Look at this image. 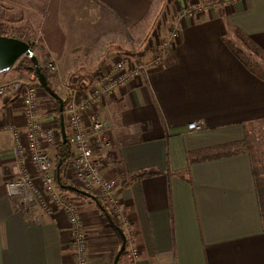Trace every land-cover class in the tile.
Returning a JSON list of instances; mask_svg holds the SVG:
<instances>
[{"label":"crops","instance_id":"crops-1","mask_svg":"<svg viewBox=\"0 0 264 264\" xmlns=\"http://www.w3.org/2000/svg\"><path fill=\"white\" fill-rule=\"evenodd\" d=\"M174 1L0 0V24L43 49L42 61L56 59L50 81L62 99L69 86L85 93L121 57L148 65L93 108L111 144L102 175L118 183L127 226L118 220L131 236L118 264H130V243L140 264H264V81L225 43L240 31L264 51V0H238L193 19L173 14L168 24ZM174 32L178 40L160 58ZM11 71L0 85L17 77ZM39 99L49 126L54 103L44 92ZM194 122L201 131H189ZM9 125H25L23 105L0 96V264H76L64 213L34 217L7 194L6 182L19 174ZM147 171L158 174L135 178ZM67 194L87 227L89 264H114L118 228L94 198Z\"/></svg>","mask_w":264,"mask_h":264},{"label":"built area","instance_id":"built-area-1","mask_svg":"<svg viewBox=\"0 0 264 264\" xmlns=\"http://www.w3.org/2000/svg\"><path fill=\"white\" fill-rule=\"evenodd\" d=\"M235 1L238 0H210L205 3H194L185 6L179 15L193 19L215 8L230 7ZM178 37L179 34L174 32L163 41L158 53L160 58L169 52ZM41 66L50 76L59 73V66L55 59L46 58L44 64H38L39 68ZM147 66L139 62L132 63L128 58L121 57L113 65L101 70L85 93L80 94L74 86H69L70 102L64 107L62 113L54 112V116L49 114L51 118L49 126L43 125L41 121L39 89L30 81L16 78L0 85V96L20 98L25 120L22 128L11 125L6 127L13 137L19 167L17 178L6 182L7 194L16 201L17 206L34 217L36 213L40 216L64 213L70 227L76 264H89L87 227L77 201L62 191L55 181L56 166L53 152L62 140L59 130L60 115H64L66 137L71 145L70 158L66 161L64 172V180L68 181L67 186H73L101 198L109 214L122 220L127 226L117 196L118 183L106 179L102 175L100 166V160L111 146L107 136L108 124L93 108L107 96L128 87L133 80L145 75ZM84 116H87V124ZM202 128L199 122L188 126L191 132H199ZM30 167L34 170V174L30 171ZM128 251L130 264H140L138 248L130 243Z\"/></svg>","mask_w":264,"mask_h":264},{"label":"trees","instance_id":"trees-1","mask_svg":"<svg viewBox=\"0 0 264 264\" xmlns=\"http://www.w3.org/2000/svg\"><path fill=\"white\" fill-rule=\"evenodd\" d=\"M10 28H8L5 25H1L0 24V36H6V37H15L14 34L9 33ZM18 37V36H16ZM15 37V38H16ZM18 39L21 40H25L27 43H29L33 49H36L37 51V46L32 45V43L30 42V40H26L23 37H18ZM239 41V42H238ZM225 43L227 44V46L229 47V49L232 51V53L237 57V59L255 76H257L259 79L264 81V51L259 48L254 42H252L250 40V38L248 36H246L245 34H243L240 31H237V40L235 42L229 41V40H225ZM239 43V44H238ZM248 52H250L251 56H254L256 60H254L249 54ZM36 53V52H35ZM36 58L37 61L39 59V56L36 53ZM259 60V62L257 61ZM39 63V61H38ZM17 72L21 73V74H28L30 76H33V81L31 82L35 87H37L39 90H41L42 92H44L50 99L51 101H53L54 106L56 111L59 112V100L54 98L53 96H50L43 88L42 86L39 84L38 82V77L36 74V63L32 62L28 57L26 58H22L21 60H19L14 68ZM40 70L44 73V75L46 76L47 82L49 87H51L54 91V87L50 81L51 76L47 73V71L41 66ZM5 74V73H4ZM1 75V74H0ZM71 96L70 94L63 99L64 102V107L70 102ZM238 144H235L233 146H237ZM70 150H71V145L69 143V141H67V143H63V141L61 140L60 145L58 146V148L56 149V160H55V181L56 183L61 187L62 191L66 190L67 187V183L64 182V171L63 166L65 165L66 161L70 158ZM62 163V167L61 169L58 168L59 164ZM58 173L60 174V182L57 179V175ZM158 173L155 171H147L141 174H138L137 176H135L136 179H141L147 176H155ZM96 201L98 202V204H101V207L103 209V211L105 212V214L107 216H109V222L113 223V225H115V227L119 228L121 231L124 232L127 241L129 240V238L131 237L130 234H126L125 231L122 229L121 223L119 222L118 219L112 217L109 213L108 210L106 209V207L103 205V200L99 197H96ZM104 207H103V206ZM118 229V230H119ZM127 252V250L124 251L123 254H125Z\"/></svg>","mask_w":264,"mask_h":264},{"label":"water","instance_id":"water-1","mask_svg":"<svg viewBox=\"0 0 264 264\" xmlns=\"http://www.w3.org/2000/svg\"><path fill=\"white\" fill-rule=\"evenodd\" d=\"M27 56L32 62L36 63V74L38 77V82L42 86V88L54 98L59 100V111L62 113L64 110V102L63 100L58 96V94L48 85L46 76L44 73L40 70L38 67V61L36 58V55L33 52L32 47L29 43H27L25 40H21L15 37H6V36H0V74H4L12 70V68L16 65V63L23 57ZM60 129H61V137L63 143H67V137H66V128H65V119L64 115H60ZM61 167V164H59V168ZM57 179L60 182V176L57 175ZM66 189L81 194L85 196H89L91 198H94L96 200V197L92 196L91 194L84 192L78 188H75L73 186H67ZM100 206V204H99ZM101 207V206H100ZM102 208V207H101ZM119 229V228H118ZM119 233L122 237V246L119 250L115 260L114 264H118L121 256L123 255L124 251L126 250L127 245V238L123 231L119 229Z\"/></svg>","mask_w":264,"mask_h":264},{"label":"rangeland","instance_id":"rangeland-1","mask_svg":"<svg viewBox=\"0 0 264 264\" xmlns=\"http://www.w3.org/2000/svg\"><path fill=\"white\" fill-rule=\"evenodd\" d=\"M173 1V0H172ZM208 1H210V0H208ZM207 1V2H208ZM194 3H197V1H195V0H190V1H188V4L185 2V1H182V0H175L173 3H172V8L170 9V11H172L173 13H171V14H168L167 15V17H166V21H164V22H166V23H168L169 24V22L170 21H173L174 19L172 18L173 16H171V15H173L174 14V16L176 15L177 16V14H178V16H179V14H180V12H181V10H183V8L185 7V6H189V5H191V4H194ZM163 11H165V9L163 10ZM163 11L161 12V15H162V13H163ZM164 15V14H163ZM164 18V17H163ZM171 23V22H170ZM9 33H12V34H16L15 32H12L11 30L9 31ZM239 42V41H238ZM239 44V43H238ZM33 45V44H32ZM34 47V46H33ZM132 50V48H130V51L129 52H133V51H131ZM33 51H34V54L36 55V53H37V55L39 56V59H38V61H39V63L42 65V64H44V62H45V60L44 61H42L43 60V58H42V54H44V52H43V49L41 50V49H37V51H36V49H33ZM36 52V53H35ZM248 54L250 55V52H248ZM128 55H130L131 56V54H128ZM251 56V55H250ZM27 56H23L22 58H26ZM254 60H256L255 59V57L254 56H251ZM21 58V59H22ZM49 58H51V59H55L54 57H49ZM48 58V59H49ZM20 59V60H21ZM56 60V59H55ZM258 62H259V60H257ZM17 64V63H16ZM16 66V65H15ZM15 66L12 68V70L13 71H11V72H17L14 68H15ZM59 66V65H58ZM16 78H23V79H26L27 81H30V82H34L33 81V76H30V75H28V74H21V73H19V72H17V77ZM15 78V79H16ZM42 91H38V93H41ZM66 92V90L64 91V92H61L60 91V94H64ZM68 92V91H67ZM66 94H68V93H66ZM64 97V96H63ZM63 97H61V99L63 98ZM63 100V99H62ZM38 101H39V105H40V99H38ZM60 106V105H59ZM54 112H58V111H56V109H55V106L53 107V109H52V111H48L47 113H50V114H54ZM54 116V115H53ZM53 157H55V154L53 155ZM55 160H56V158H54ZM64 182H68V181H64ZM65 193H70V194H74L75 192H72V191H70V190H68V189H66L65 191H64ZM69 195V194H68ZM69 196H71L72 197V195H69ZM72 198H74V197H72ZM16 202V201H15Z\"/></svg>","mask_w":264,"mask_h":264}]
</instances>
